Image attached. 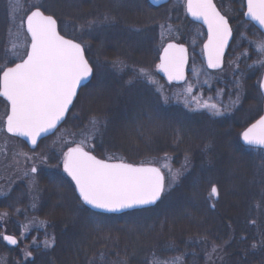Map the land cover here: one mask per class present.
I'll return each instance as SVG.
<instances>
[{"label": "trees", "instance_id": "obj_1", "mask_svg": "<svg viewBox=\"0 0 264 264\" xmlns=\"http://www.w3.org/2000/svg\"><path fill=\"white\" fill-rule=\"evenodd\" d=\"M78 1L0 0V72L25 55L23 19L34 8L52 15L59 32L83 46L93 71L62 125L34 150L5 134L7 106L0 99V235L17 239L9 247L0 237V264H264V150L239 141V131L261 113L264 45L261 55L255 46L264 34L243 19V0H214L232 39L222 68L212 72L220 75L213 87L239 94L230 113L217 117L164 100L147 81L172 88L156 70L159 50L176 41L190 51L195 30L201 29L181 2L152 8L146 0H130L129 8L79 20L76 4L91 11L92 3ZM93 1L101 5L106 0ZM93 27L101 28L96 36L89 32ZM164 27L171 31L160 39ZM20 40L25 45L19 58L14 47ZM85 131L92 137L86 149L97 158L154 165L166 160L180 172L176 183L150 208L122 214L90 211L60 164L67 146L59 143L77 142ZM3 138L9 146L2 145ZM28 155L37 156L36 169L25 175L18 168L29 167L22 161ZM229 172L236 178L224 175ZM240 174L248 181L243 187L234 185ZM163 175L167 182L168 174ZM232 207L241 212L239 218H233ZM45 242L53 244L47 249ZM22 248H28L29 259Z\"/></svg>", "mask_w": 264, "mask_h": 264}, {"label": "water", "instance_id": "obj_2", "mask_svg": "<svg viewBox=\"0 0 264 264\" xmlns=\"http://www.w3.org/2000/svg\"><path fill=\"white\" fill-rule=\"evenodd\" d=\"M168 1L146 0L153 8ZM243 2L244 20L264 33V0ZM184 7L205 31L201 44L205 68L219 70L232 37L226 17L213 0H185ZM23 27L28 38L26 53L0 72V99L7 104L4 132L33 150L65 120L78 91L90 81L92 69L81 44L63 36L52 15L34 8L25 16ZM188 60L184 44L168 41L159 51L157 70L168 84L181 85L187 79ZM259 91L261 114L242 130L240 141L264 150V70ZM62 169L81 203L96 213L121 214L150 208L159 201L164 186L163 174L155 165L102 160L80 146L66 151ZM211 193L217 200L214 187ZM262 204L264 207V190ZM3 241L12 247L17 243L9 235H4Z\"/></svg>", "mask_w": 264, "mask_h": 264}, {"label": "rangeland", "instance_id": "obj_3", "mask_svg": "<svg viewBox=\"0 0 264 264\" xmlns=\"http://www.w3.org/2000/svg\"><path fill=\"white\" fill-rule=\"evenodd\" d=\"M177 1L181 2L183 9H184V0H177ZM76 2H79V1L76 0ZM91 3H92V10L91 11H90V9L83 11L79 8V4H76L78 6L76 9V12H77V18L79 20L82 17H84L85 15H87L89 17L92 16L91 19H93V16L99 11H107L109 9H117L118 7H119V9L129 8L131 1L130 0H106L101 5H98L93 0H90V4ZM64 26L66 27V24H64ZM99 29H101V28H96V27L91 28L89 30V32L92 33L91 36H96ZM78 30H79V28L76 27V34L78 35L77 37L80 38L81 32ZM170 31L171 30L169 27L162 28V30H160V32H159L160 39L165 37V35H169ZM195 34H196L195 35L196 39L193 42V44L191 45L190 62H189V67H188V78H187V81L185 83L178 85V86H173L172 88H169V87L165 86L164 84H159L157 81L152 82L149 77H147V79H148L147 81L149 83L151 82L150 83L151 85H155L156 90L160 93V95L163 97L164 100L165 99L171 100L173 103L181 105L183 108H185L188 111L206 112V113H208L212 116H216V117L230 113V111L233 109V107L237 103V99L239 98V94H238V92H235L232 96L233 91H231V90L224 92L223 89H218V88L215 89L213 87V80H215L216 78L219 79L220 75H215L212 72H208L206 70V68L204 67V65L202 63V58H201V42H202L201 40L204 38V32L201 29L198 31L195 30ZM198 40L201 42H198ZM24 45H25V40L24 41L20 40L16 43V45L14 47V49H18V53L16 54V56L19 58L22 55L21 52H23ZM263 45H264V40L262 37H259L258 43H256L255 47L257 48L260 55L263 54L262 53ZM254 111L255 110L253 109L252 112H254ZM3 115L2 116L4 119L6 114H3ZM1 127L3 129V125ZM230 131H232V130H230ZM74 136H76V135H73V137ZM91 139H92L91 134L89 132L85 131L81 134H78V136H77L78 141L77 142H74V141L71 142V140L66 139L64 142L66 145H63L61 142L60 143L58 142V143L61 146H64V147L67 146L65 149L67 151L69 148H72L75 146L87 148V146H88L87 143H89L91 141ZM2 140H3L2 145L4 147L9 146L8 144L11 143L8 138H3ZM59 149H60V147H59ZM66 151H65V153H66ZM12 152L14 154H19V152H17V151L14 152V150H12ZM65 153H64V155H65ZM26 158H24L22 161L27 160L29 167L26 170H25V168H18V169L20 171H21V169L24 170L22 172H24L25 175L27 173L34 174L33 170L35 172V169H36L35 159L37 158V156L36 155H32V156L28 155ZM63 159H64V156H62L60 158L61 168H62V164H63ZM17 162H19V159ZM251 164H253V162ZM155 165L161 171L162 170L164 171V172L162 171V173L168 174V177H169L167 182H166V179L164 181V188H163V193H164L167 189H169L171 186H173L176 183V176H178V174L180 172H178V169L173 168L170 165L169 161H166V160L160 161L159 163H156ZM224 175L225 176L228 175L229 177L233 175L236 178L237 173L234 174V172H233V174H231L229 172V173H224ZM213 177H216V175H213ZM239 177L241 178V174L239 175ZM239 177H237L238 178L237 182H236V180H234V182H235L234 185H240L241 187H243V186L248 184V181L246 182V179L244 177H242L240 180H239ZM243 182H246V183H243ZM250 201H251V199H250ZM237 202H239V201H235L233 203H235L237 205ZM231 211H232L231 212L232 216H234L233 217L234 219L239 218V216H241L240 215L241 212H238L236 208L232 207ZM64 214L67 215L68 213H64ZM63 217H65V216H63ZM0 237L3 238V234H1ZM52 244L53 243L46 244V242H45L44 247L47 246V249H49V247H51ZM22 250H23V253H22L23 257L29 259L30 256H29L28 252L24 248H22ZM210 250H211L212 256L219 260V256L214 255V247L213 246L210 248ZM207 260H208V257L206 256L204 263ZM151 264H172V263L170 260L164 261V262L157 260V261H155V263L152 262Z\"/></svg>", "mask_w": 264, "mask_h": 264}, {"label": "flooded vegetation", "instance_id": "obj_4", "mask_svg": "<svg viewBox=\"0 0 264 264\" xmlns=\"http://www.w3.org/2000/svg\"><path fill=\"white\" fill-rule=\"evenodd\" d=\"M239 137H240V134H239ZM239 141H240V139H239ZM244 146V145H243Z\"/></svg>", "mask_w": 264, "mask_h": 264}]
</instances>
